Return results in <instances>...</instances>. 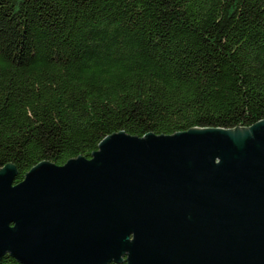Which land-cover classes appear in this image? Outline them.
I'll return each mask as SVG.
<instances>
[{
	"label": "trees",
	"instance_id": "obj_1",
	"mask_svg": "<svg viewBox=\"0 0 264 264\" xmlns=\"http://www.w3.org/2000/svg\"><path fill=\"white\" fill-rule=\"evenodd\" d=\"M262 118L264 0H0V167L14 183L38 161L90 157L109 132Z\"/></svg>",
	"mask_w": 264,
	"mask_h": 264
},
{
	"label": "water",
	"instance_id": "obj_2",
	"mask_svg": "<svg viewBox=\"0 0 264 264\" xmlns=\"http://www.w3.org/2000/svg\"><path fill=\"white\" fill-rule=\"evenodd\" d=\"M0 167V257L20 264H264V118L109 132L14 183Z\"/></svg>",
	"mask_w": 264,
	"mask_h": 264
}]
</instances>
